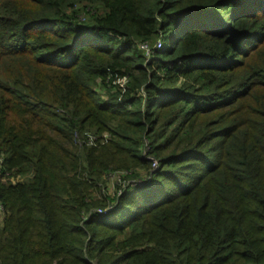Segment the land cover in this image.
I'll use <instances>...</instances> for the list:
<instances>
[{
  "label": "trees",
  "instance_id": "1",
  "mask_svg": "<svg viewBox=\"0 0 264 264\" xmlns=\"http://www.w3.org/2000/svg\"><path fill=\"white\" fill-rule=\"evenodd\" d=\"M0 157V264H264V0H0Z\"/></svg>",
  "mask_w": 264,
  "mask_h": 264
},
{
  "label": "rangeland",
  "instance_id": "2",
  "mask_svg": "<svg viewBox=\"0 0 264 264\" xmlns=\"http://www.w3.org/2000/svg\"><path fill=\"white\" fill-rule=\"evenodd\" d=\"M156 47H160V40L158 41V42H155V43H153L152 45H150V47H149V53L148 54H146L145 53V57H146V59L147 60H150L153 56H152V49L153 48H155L156 49ZM104 136H105V134L104 135H102V137L104 138ZM146 151H147V149H146ZM23 179V178H22ZM21 178H19V177H17V178H15V179H12L11 178V180H13V181H15V182H17V181H20V180H22ZM110 180H113V179H110ZM122 183V182H121ZM138 183H140V184H142L143 183V181L142 180H140V181H138ZM124 184V183H123ZM128 184H133V181H130ZM108 185H109V183H108ZM126 185V184H125ZM122 186H124V185H122ZM121 186V188H120V190H118V195H120V194H122V190L124 189V187H122ZM112 185H109V190H107V192L109 193V194H113V192H114V188L112 187ZM112 207L110 206V207H108V208H106L105 210H98V211H101L100 213H102V214H105V212H109L110 211V209H111ZM1 215V214H0ZM0 218H1V216H0Z\"/></svg>",
  "mask_w": 264,
  "mask_h": 264
},
{
  "label": "built area",
  "instance_id": "3",
  "mask_svg": "<svg viewBox=\"0 0 264 264\" xmlns=\"http://www.w3.org/2000/svg\"><path fill=\"white\" fill-rule=\"evenodd\" d=\"M149 44L148 43H140L139 44V49L141 50V51H143L144 52V54L146 53V54H148L149 53ZM2 162H3V158L2 157H0V166H1V164H2ZM159 168V164H158V162L156 161V160H153V163H152V172H155L157 169ZM143 184V183H142ZM3 212V208H2V206H0V214ZM101 211H98V213L99 214H102V213H100ZM107 212H105V214H106ZM102 215H104V214H102ZM1 216V215H0Z\"/></svg>",
  "mask_w": 264,
  "mask_h": 264
}]
</instances>
